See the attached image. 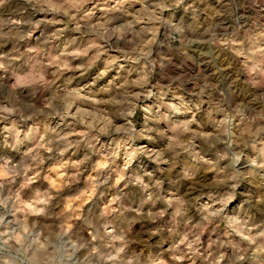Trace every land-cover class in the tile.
Returning <instances> with one entry per match:
<instances>
[{
    "label": "clouds",
    "instance_id": "obj_1",
    "mask_svg": "<svg viewBox=\"0 0 264 264\" xmlns=\"http://www.w3.org/2000/svg\"><path fill=\"white\" fill-rule=\"evenodd\" d=\"M0 264H264V0H0Z\"/></svg>",
    "mask_w": 264,
    "mask_h": 264
}]
</instances>
